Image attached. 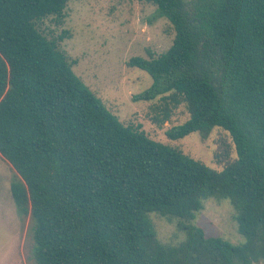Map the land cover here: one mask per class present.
Instances as JSON below:
<instances>
[{
  "label": "trees",
  "instance_id": "trees-1",
  "mask_svg": "<svg viewBox=\"0 0 264 264\" xmlns=\"http://www.w3.org/2000/svg\"><path fill=\"white\" fill-rule=\"evenodd\" d=\"M70 0H0V154L11 192L31 217L36 264L264 262V0H146L173 25V44L128 65L153 82L140 99L160 126L185 104L171 140L215 128V168L124 124L78 76L38 21ZM61 40L63 35L59 37ZM209 198L229 199L245 240L193 223ZM180 219L163 242L150 216Z\"/></svg>",
  "mask_w": 264,
  "mask_h": 264
},
{
  "label": "rangeland",
  "instance_id": "rangeland-1",
  "mask_svg": "<svg viewBox=\"0 0 264 264\" xmlns=\"http://www.w3.org/2000/svg\"><path fill=\"white\" fill-rule=\"evenodd\" d=\"M156 9L146 0H70L60 21L50 15L38 25L48 38L57 39L75 73L124 124L140 127L151 138L177 147L211 167L222 168L216 162L215 151L220 138L231 144L226 131L215 127L206 137L196 131L171 140L167 131L190 117L185 104L179 105L171 120L160 126L153 121L151 109L160 102L159 97H136L151 86L153 79L147 71L129 66V59L160 55L173 44L176 35L173 25L167 18L157 16ZM60 35L64 36L62 40ZM17 175L0 154V264H36L32 258L33 222L30 216L18 215L11 192V182ZM150 216L163 242L178 243L186 238L178 227L180 219L156 212ZM193 223L207 235L221 236L235 244L245 240L229 199H207Z\"/></svg>",
  "mask_w": 264,
  "mask_h": 264
}]
</instances>
